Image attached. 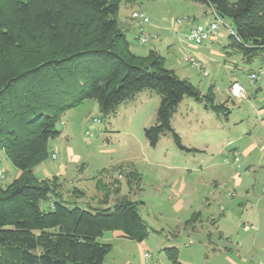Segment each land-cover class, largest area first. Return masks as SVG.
I'll use <instances>...</instances> for the list:
<instances>
[{"label":"trees","instance_id":"obj_1","mask_svg":"<svg viewBox=\"0 0 264 264\" xmlns=\"http://www.w3.org/2000/svg\"><path fill=\"white\" fill-rule=\"evenodd\" d=\"M136 1L0 0V149L20 171L11 183H0V264H104L113 248L99 239L106 231L120 230L136 241L149 235L138 201L120 197L107 207L83 208L64 199L55 179L37 178L34 167L50 156L49 141L61 135L58 124L69 110L95 99L106 116L142 91L155 90L161 99L157 122L145 128L147 140L156 146L171 134L187 151L198 149L185 146L172 125L185 96L229 114L226 102H215L212 88L203 94L180 78L159 51L151 49L144 57L132 51L117 15L122 2ZM193 1L210 5L231 28L225 50L247 62L264 59V0ZM40 31L50 42L65 43L63 51H39L22 67L6 61L14 47L33 41ZM128 178L139 185L141 174L131 170ZM165 251L180 264L177 247Z\"/></svg>","mask_w":264,"mask_h":264},{"label":"rangeland","instance_id":"obj_2","mask_svg":"<svg viewBox=\"0 0 264 264\" xmlns=\"http://www.w3.org/2000/svg\"><path fill=\"white\" fill-rule=\"evenodd\" d=\"M135 12L147 14L150 22L144 25L134 16ZM117 18L127 32L134 53L144 57L151 49L160 51L166 58V66L174 69L180 78L188 79L203 94L212 88L215 102H226L229 114L216 113L204 101L184 97L174 112L172 125L185 146L201 150L195 152L179 147L171 134L161 136L156 146L147 140L145 128L157 122L161 99L155 90L142 91L106 116L97 100L87 99L63 116L58 124L61 135L50 139V156L36 165L34 172L39 180L55 179L53 182H58L57 188L64 199L83 208L107 207L120 197L138 201L139 212L149 227L147 242L151 247L155 245L154 234L165 223L173 228L181 225L177 232H184V225L193 215V211L189 212L190 204L201 211V225L205 230L209 229L206 199L211 197L209 192L214 189L209 186L215 164L217 167L231 165L243 171L246 162L243 159L235 163L233 151H241L252 139L259 138L258 134L264 133L260 125L264 120L260 113V108L264 107V79L252 83L249 77L264 64V59L247 62L240 53H233V49L225 50L231 28L223 24L219 26L220 36L215 41L212 38L196 45L189 40L188 31L193 24L218 21L213 8L206 3L193 0L122 2ZM177 19L182 20L179 26ZM224 20L232 27L229 19ZM155 23L158 27L154 29ZM141 26L152 36L146 44H142L137 36ZM64 45L63 42H50L40 31L33 41L14 47L5 59L15 67H22L40 56L39 51L51 55L55 50L63 51ZM190 58L203 64V68L193 67ZM1 68L4 65H0ZM234 79L245 83L247 98L230 96ZM258 85L263 86L259 91L256 90ZM131 170L141 174L139 185L129 181ZM0 172L3 185L11 183L20 174L1 149ZM117 185L119 192L114 191ZM180 199L183 209L178 211ZM46 205L42 204L43 207ZM169 230L171 228L165 227L166 238ZM115 231L118 230L106 231L99 238L113 245L104 264L155 263L158 250H146L142 245L144 240L118 237L114 235ZM202 238L203 241L206 239V233Z\"/></svg>","mask_w":264,"mask_h":264},{"label":"crops","instance_id":"obj_3","mask_svg":"<svg viewBox=\"0 0 264 264\" xmlns=\"http://www.w3.org/2000/svg\"><path fill=\"white\" fill-rule=\"evenodd\" d=\"M153 27L155 29L158 25L155 23ZM262 87L258 85L256 90ZM260 113L264 118V107L260 108ZM260 125L264 128V120ZM258 137L241 151H233L235 163L245 160L243 171L231 165L217 167L215 164L209 186H214V189L209 192L211 197L206 199L209 229L205 230L201 225V211L190 204L189 212L200 213V216L192 225L182 226L183 233H180L181 230L177 232L181 225L173 228L165 223L153 236L155 245L150 247L148 238L142 242L144 249L159 251L154 264H173L165 251L167 247L178 248L180 264H264V133L258 134ZM178 202L179 211L183 209V201L180 199ZM165 227L171 228L167 238ZM204 231L206 239L203 241L205 233L201 232ZM115 233V236L125 238L122 231ZM148 255L146 252L145 256Z\"/></svg>","mask_w":264,"mask_h":264},{"label":"built area","instance_id":"obj_4","mask_svg":"<svg viewBox=\"0 0 264 264\" xmlns=\"http://www.w3.org/2000/svg\"><path fill=\"white\" fill-rule=\"evenodd\" d=\"M136 18H140L142 23L148 24L150 22V17L142 12H135L133 13ZM218 21H213L211 23H196L193 24L188 31V39L191 40L196 45L202 44L205 40L208 39H216L220 36L218 31L220 24H225L224 21L215 16ZM144 21V22H143ZM182 23L181 19L176 20V25L179 26ZM179 24V25H178ZM229 28V27H228ZM152 36H150L147 31L144 29L143 26L139 29V41L142 44H146L150 41ZM192 63L193 67L198 69L203 68V64L199 62H195L193 58L189 59ZM208 75V72H205ZM250 80L252 83H256L264 79V65H261L258 69L252 71L249 75ZM230 96L236 99H244L248 97L247 86L245 83L241 82L240 80H234L230 86ZM236 160L239 158L236 157ZM1 175V172H0Z\"/></svg>","mask_w":264,"mask_h":264}]
</instances>
